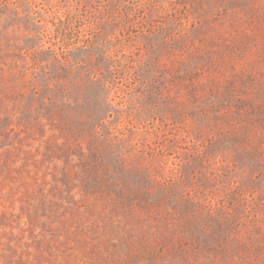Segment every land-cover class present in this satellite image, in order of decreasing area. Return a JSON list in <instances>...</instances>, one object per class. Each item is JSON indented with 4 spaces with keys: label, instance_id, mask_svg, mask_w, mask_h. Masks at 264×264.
Here are the masks:
<instances>
[{
    "label": "rangeland",
    "instance_id": "obj_1",
    "mask_svg": "<svg viewBox=\"0 0 264 264\" xmlns=\"http://www.w3.org/2000/svg\"><path fill=\"white\" fill-rule=\"evenodd\" d=\"M0 264H264V0H0Z\"/></svg>",
    "mask_w": 264,
    "mask_h": 264
}]
</instances>
